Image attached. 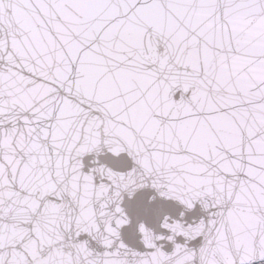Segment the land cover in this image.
Instances as JSON below:
<instances>
[{
    "label": "snow or ice",
    "instance_id": "1",
    "mask_svg": "<svg viewBox=\"0 0 264 264\" xmlns=\"http://www.w3.org/2000/svg\"><path fill=\"white\" fill-rule=\"evenodd\" d=\"M0 264H264V0H0Z\"/></svg>",
    "mask_w": 264,
    "mask_h": 264
}]
</instances>
